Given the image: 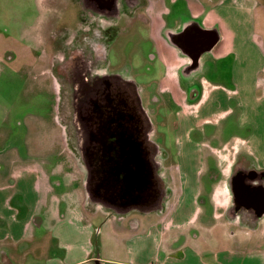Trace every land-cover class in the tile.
<instances>
[{"label": "crops", "instance_id": "crops-1", "mask_svg": "<svg viewBox=\"0 0 264 264\" xmlns=\"http://www.w3.org/2000/svg\"><path fill=\"white\" fill-rule=\"evenodd\" d=\"M146 1L150 37L156 56L164 63L163 80L181 97L184 82L179 71L187 57L168 41L165 31L175 33L194 18L216 32L214 46L200 57L196 71L208 89L200 102L207 100L210 106L197 125L208 119L224 120L230 112V93L223 91H230L236 100V123L251 127L249 134H235L226 143L242 138L243 145L233 153H250L257 166L264 167V40L254 29L259 26L255 19L258 0ZM176 5L188 18H172ZM227 60L228 67L224 66ZM220 71L230 75L231 88L208 76ZM192 122L187 121L181 133L186 151L176 165L175 188L166 187L171 195L169 207L159 215H105L98 229L92 219L101 212L91 210L87 215L82 197L86 195L85 170L78 165L35 162L44 151L55 148L46 142L50 135L35 134L37 150H30L26 139L20 155L7 158L0 151V264H264V215L255 229L224 219L231 198L226 180L231 164L225 174L221 165L198 164L201 156L194 152L200 148L202 152L206 143L189 134L195 127ZM207 154L209 163L213 158ZM1 159L7 160L5 164ZM99 233L102 237L97 240Z\"/></svg>", "mask_w": 264, "mask_h": 264}, {"label": "flooded vegetation", "instance_id": "flooded-vegetation-1", "mask_svg": "<svg viewBox=\"0 0 264 264\" xmlns=\"http://www.w3.org/2000/svg\"><path fill=\"white\" fill-rule=\"evenodd\" d=\"M80 1L83 7L80 10L85 11L81 14L80 26L86 39L76 44L73 36L69 34L65 41L62 40L61 37L67 35L65 28L54 33L57 37L62 31V36L59 35L60 47L63 42L67 43L64 47L65 51L62 49L57 53L55 51V55L51 57L54 61L52 66L54 71H52L58 86L56 89L58 106L54 124L59 125L58 131L64 134L67 145H69L68 138L78 139L77 150L81 159L80 167L85 170L84 189L89 202H95L97 198L91 194V191L95 182L99 180V170L110 172L112 170L109 169L110 165H119L123 175L127 173L133 175L135 173L133 170L138 169L137 165H148V172L151 174L150 181L158 187V197L154 202V207L138 208V212H151L159 215L163 211L162 199L169 193L166 187L170 176L165 173L162 175L164 166L160 165L157 157L170 154L168 146L164 145L166 142L164 132L166 131L172 134L173 150L174 152L177 150L176 136L180 131L179 128L183 129L184 126L186 128V124L182 126L178 119L182 104L190 107L197 106L192 110L194 113H189L188 119V121L192 120L195 125L189 130L192 137L198 136L199 139L216 137L215 135L219 133L220 122H214L212 119L197 125V122L203 118V112L208 111L210 106L207 100L200 102L201 95L208 89H204L196 71L200 67V57L214 46L217 38L216 32L213 29L202 27L194 18L185 21L175 33L165 31L168 41L178 47L180 52L187 57V62L179 71L184 82L181 85L184 97H181L179 102L172 91H161L158 82L149 87L147 91L145 86H140L136 79L128 73L126 67L124 70H114L108 66L107 54L110 38L120 31L132 29L139 20L147 22V28H144L147 29L148 40L155 52L149 32L150 19L146 13L147 1ZM94 14L97 17L92 19L91 15ZM119 21H123L122 25L118 24ZM90 36L91 39H87ZM60 54L63 55L62 58L56 60L60 58ZM187 77H190V82L185 84ZM62 84L67 85V89L62 88ZM223 92L225 95L230 93V96H227L230 112L224 116L226 120L235 115V101L230 91ZM64 95H70L69 99ZM145 99H148L147 103ZM63 103L67 105L68 117H70L67 125L60 124L63 118L61 111ZM217 143V140L213 139L207 148L213 150L215 146L211 144L216 145ZM72 149H74L73 146ZM57 155L60 156V151ZM68 160L71 161L70 158ZM257 165L260 164L254 155L240 150L235 154L226 176L231 197L228 207L229 219L236 221L238 226L249 229L257 228L264 215L258 217L264 201L260 196L251 197L253 193L259 191L257 188L259 185L264 187V167ZM102 179L104 180L103 173ZM243 184L246 185L245 192L248 197L241 198ZM133 209L122 213L112 210L121 217Z\"/></svg>", "mask_w": 264, "mask_h": 264}, {"label": "rangeland", "instance_id": "rangeland-1", "mask_svg": "<svg viewBox=\"0 0 264 264\" xmlns=\"http://www.w3.org/2000/svg\"><path fill=\"white\" fill-rule=\"evenodd\" d=\"M257 6L255 19L259 26L254 27L255 34L261 40H264V28L262 27V24L264 26V1L258 0ZM81 8L83 7H81L80 0H0V151L3 152L4 157L10 158L12 154L16 155L17 153L20 155L24 152L27 146L26 139H28L27 147L30 150L39 149L38 140L34 136L41 131V133L44 132V134L51 136L48 139L46 138V142H52L54 147L60 151L61 157L57 155V150L52 149V151H44L45 154L41 155L40 158L38 157L36 163L38 160L42 162V165H71L73 163L80 168L81 159L77 150L78 139L76 137L68 138L69 145H67L64 134L58 131L60 129L59 125L54 124L58 106V96L56 94L58 86L55 83L56 79H54L52 67L54 61L51 57L55 55V51L57 53L58 50L65 51L66 49L64 47L67 43L63 42L61 47L59 44V35L62 36V31L57 37L54 35L60 29H66L67 35L61 37L64 41L69 34H71V37L73 36L76 44L86 39L80 26L81 14L85 13V11L80 10ZM91 17L94 19L97 15L94 14ZM172 18L185 20L188 17L180 5H176ZM92 21L95 22V20ZM122 23L123 21H119L118 24L122 25ZM146 23L139 20L132 29L124 32L120 31L110 38L107 54L108 66L114 70H124L126 67L128 73L136 79L140 86H145L147 91L150 89L149 87L158 82L161 91L171 92L170 82L163 80L164 63L155 55L153 45L148 40L147 29H145L147 28ZM249 30V27H247V38H249ZM89 38L91 39V36L87 37V39ZM62 56L60 54V58L54 59L59 60ZM224 64L228 67V60ZM220 73H209L208 76L211 79L219 80L223 86L231 88L232 85L228 80L230 75L227 72L220 71ZM61 87L67 89L68 86L62 84ZM172 93L180 102L181 96L178 95V90H174ZM182 95L184 97V94ZM64 97L69 99L70 95H64ZM234 101L236 100L234 99ZM147 102L148 99H145V103ZM195 108H197L196 105L190 107L184 103L182 104L181 110L178 112V119L182 126L187 123L190 117L189 113H194L192 110ZM61 111L63 118L60 124L67 125L70 117H68V108L65 103L62 104ZM250 127V125L238 126L236 115L223 120L218 127L221 139L218 135L216 137H205L203 140L206 145L201 146L203 147L202 152L201 148L200 150L196 149V152H194V156L195 153L201 156L198 164L218 165V167L221 165L224 174L227 173L225 167L233 162L235 155L233 151L243 145V139L231 138L227 143L226 141L235 134L242 136L249 134ZM179 129L180 131L176 136L178 139L176 152L173 150L172 134L166 131L164 132L166 136L164 145L168 146L170 154H162V156L157 157L160 160V165L164 166L162 175L165 173L170 176L167 181L168 186L174 185L177 176L176 165L181 164L186 151V143L183 141L184 137L181 134L184 133L185 126L183 129ZM195 138L199 139L198 136ZM213 139L217 140L218 143L216 145L211 144L215 147H213L214 151L209 152L206 146H209V142ZM49 144L51 145V143ZM72 146L74 149H72ZM207 152L209 157L213 158L209 163L207 162ZM69 158L72 162L68 160ZM4 160L1 159V162L5 164L7 160ZM218 171L221 172L220 169ZM224 174L222 173V175ZM148 175H151L150 172H148ZM126 179L128 180L126 181ZM126 179L125 182L116 179H104L103 183L109 184L104 188L105 190H102V193L109 196L108 199L104 197L106 200L115 201L121 200L125 195L130 194L131 197L128 199L130 202H124V209H127V205H133L135 208L127 212L126 215L130 218L139 217L142 214L138 212V206L142 209L147 206L152 208L151 205L147 204L148 197L152 193L150 195L148 193L152 191L155 183L151 182L149 185L151 191L147 192L149 187L141 188L131 181L132 178L127 176ZM173 188L175 187L173 186ZM129 191L131 192L129 193ZM170 196L168 193L162 199L163 211L169 207ZM82 197L86 202L87 215L91 210L93 214L98 211L101 212L92 219L97 229L101 227L106 216L111 215L113 218L120 216H117V213L111 208H106L97 201L89 202L84 193ZM218 204L220 203L218 202ZM103 210L106 213H103ZM229 218L227 208L224 219L229 220ZM101 237L102 234L99 233L97 240Z\"/></svg>", "mask_w": 264, "mask_h": 264}, {"label": "water", "instance_id": "water-1", "mask_svg": "<svg viewBox=\"0 0 264 264\" xmlns=\"http://www.w3.org/2000/svg\"><path fill=\"white\" fill-rule=\"evenodd\" d=\"M100 167V165H98ZM126 166V165H124ZM138 166V169H134L133 171L135 172L133 175H129L128 173L127 174H122V169L120 168L119 165H110V168L109 169H112L110 170H105V171H102L99 170V173L100 174L98 176V179L96 182H95V185L92 187V195H95L97 198H95V201L101 203L102 205H104L105 207H108V208H111L113 210H116L117 212L119 213H122L125 212L126 210H129L131 208H135L133 205H127L126 208L127 209H124V202H130L128 199H130V194H127L123 197V199L121 200H118V201H115V200H106V198L108 199L109 196L108 195H104L102 193V190H105L104 188H106V186L109 184H104L103 183V179H102V173H103V176H104V179H116V180H119L121 182H125L124 180L127 178V176L129 178H132L133 180H131L132 182H134L135 184H137V186L139 185V187H149V190H147V192L151 191L150 189V184H151V181H150V175H148V165H137ZM130 169V168H128ZM101 172V173H100ZM256 173V171H253ZM128 179H126L127 181ZM127 183V182H126ZM245 188H246V185L243 184V191L240 193V197H248L247 193L245 192ZM258 190L257 193H253L251 197H255V196H260L262 201H264V187L259 185L258 187ZM127 189V188H126ZM126 189H124L125 191H127ZM131 191H129L130 193ZM152 193V194H151ZM148 197V202L147 204L151 205L152 207L155 206V200L156 198L158 197V187L153 184V187H152V191L148 193V195H150ZM106 197V198H104ZM123 206V207H122ZM137 208H140L142 209L140 206H138ZM151 207L147 206V207H144V209H150ZM262 214H264V205H262V208L260 210V213L258 215V217H261Z\"/></svg>", "mask_w": 264, "mask_h": 264}]
</instances>
